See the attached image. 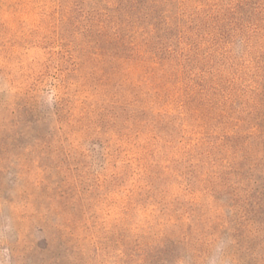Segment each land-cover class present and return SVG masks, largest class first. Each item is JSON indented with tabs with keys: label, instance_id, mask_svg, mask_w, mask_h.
Instances as JSON below:
<instances>
[{
	"label": "rangeland",
	"instance_id": "obj_1",
	"mask_svg": "<svg viewBox=\"0 0 264 264\" xmlns=\"http://www.w3.org/2000/svg\"><path fill=\"white\" fill-rule=\"evenodd\" d=\"M261 18L0 0V264H264Z\"/></svg>",
	"mask_w": 264,
	"mask_h": 264
},
{
	"label": "trees",
	"instance_id": "obj_2",
	"mask_svg": "<svg viewBox=\"0 0 264 264\" xmlns=\"http://www.w3.org/2000/svg\"><path fill=\"white\" fill-rule=\"evenodd\" d=\"M248 23L249 26H247V33L243 35L244 39H264V18L259 19L257 23L252 21H249ZM118 31L119 32L112 34L114 36L113 39H124V37L121 36L120 29H118ZM103 35L104 37H109L107 33H104ZM253 252V249L250 247L238 245L236 249V255L238 258L235 259L238 262L237 264H262L263 260L258 259Z\"/></svg>",
	"mask_w": 264,
	"mask_h": 264
}]
</instances>
